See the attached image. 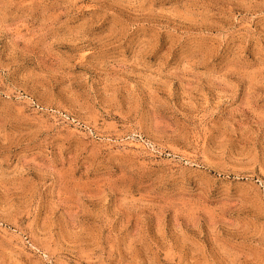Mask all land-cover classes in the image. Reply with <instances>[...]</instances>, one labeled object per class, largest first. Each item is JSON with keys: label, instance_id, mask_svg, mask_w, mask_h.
I'll return each mask as SVG.
<instances>
[{"label": "rangeland", "instance_id": "1", "mask_svg": "<svg viewBox=\"0 0 264 264\" xmlns=\"http://www.w3.org/2000/svg\"><path fill=\"white\" fill-rule=\"evenodd\" d=\"M0 264H264V0H0Z\"/></svg>", "mask_w": 264, "mask_h": 264}]
</instances>
